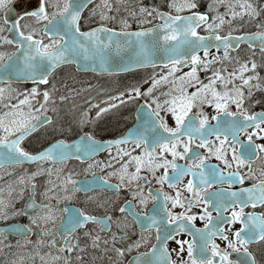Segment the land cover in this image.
Masks as SVG:
<instances>
[{
	"label": "snow or ice",
	"instance_id": "snow-or-ice-1",
	"mask_svg": "<svg viewBox=\"0 0 264 264\" xmlns=\"http://www.w3.org/2000/svg\"><path fill=\"white\" fill-rule=\"evenodd\" d=\"M14 3L15 0H0V46L12 45L16 49L10 53L0 52V68L13 67L17 79L47 85L49 76L57 67L76 63L79 54H83L85 60L98 61L104 68L107 50L114 46L119 54L123 38L133 49L131 59L138 67L157 66L153 57L162 42L166 62L160 66L167 68L168 72L159 78L153 76L147 92L132 86L119 95L110 96L103 102L104 107L93 105L97 108L96 118L120 104L136 101L142 96L152 97L158 86L167 84L170 87L164 94L167 98L163 103L153 98L151 104L140 105L143 111L138 110V128L122 139L101 143L86 133L72 144L59 140L36 153H30L22 145L32 133L53 123L47 116L50 92L41 93L33 87L11 95L16 90L11 89L10 83L8 88L0 87V105L8 109L0 114V170L26 163L50 165L38 167L32 173L25 172L6 182V187H0V224L4 225L0 227V254L5 248L13 247L11 242L6 243L11 236L18 237L17 248L32 245L27 253L13 254L7 264H36L37 259L39 264H124L126 254L144 245L143 231L153 228L156 243L150 250L133 256L127 264H258L249 246L264 242V212L246 213L245 209H264V143L258 142L264 141V110L253 113L245 105L253 102L257 92L264 93V76L257 71L264 68V63L258 64L252 57L241 61L231 52L236 51L241 43H247L253 56L257 48L264 56V6L254 0H211L207 12L201 13L196 11L200 7L199 0H169L170 11L165 12L157 6L144 5L142 0L131 8L128 6L130 0H100L90 14L99 17L100 26L82 31L83 11L95 0H41L37 10L23 13L16 12L12 7ZM221 7L225 9L223 13ZM121 9L127 15L118 21L120 31L106 26L107 22L116 20L111 14H119ZM185 12L186 15L182 14ZM29 17L43 22L40 38H35L37 33L34 30L27 33L23 30L20 21ZM154 19L161 23L146 30H130L132 23L144 25ZM237 19L254 23L257 31L243 35H233L232 31L221 34L226 24L231 26ZM200 28H204L207 35L200 34ZM5 31L11 38L4 35ZM148 36L153 37L151 47L143 39ZM136 47L138 51H135ZM213 49L216 53L223 49V55H211ZM183 67H189L190 71L177 77L175 73ZM201 71H210L211 75L202 80ZM4 82L0 78V83ZM52 89L55 91V85ZM51 102L55 104V100ZM255 103L264 107V101L260 99ZM205 105L213 108L215 114L211 117L206 114L203 111ZM231 105L236 111L230 110ZM161 111L171 115L174 127L161 116ZM129 141L134 148H141L143 154L118 152L112 157L117 162L129 157L119 169H115L111 161L89 162L96 152ZM169 155L171 159H168ZM72 159L87 163L83 171L91 173V180L87 175L83 180L76 179L79 173H65L64 168L56 167ZM212 159L219 163L210 164ZM177 161L184 163L181 165ZM130 166L135 171L130 172ZM95 168L114 170L99 176ZM161 169L162 173L157 175ZM142 171L148 174L142 175ZM39 176H46V182H37ZM113 176L118 177V183L110 182ZM188 176L191 179L181 187ZM153 179L161 186L167 184L175 189V195L164 193L161 187L155 195L149 189L146 196L145 187ZM0 180H3L2 176ZM246 180L252 181L250 187L229 190L233 184L243 185ZM133 182H136V188L132 191V200L119 207L110 198L97 199L89 195L96 190L119 193L121 189H130ZM216 183H226L229 189L209 192L208 189ZM25 191L28 199L17 208V200L23 198ZM80 193L86 197L87 207H76L72 203L79 199ZM185 193L191 194L190 198ZM161 196L166 202L162 218L159 208L147 209L149 200L155 203ZM167 202L171 208L183 211L173 213L168 210ZM93 205L95 209L103 210V214L89 210ZM194 206H203V215L199 217L205 222L203 228L195 227L197 216L190 214ZM109 212L120 215L115 217ZM228 212H231L230 216L226 215ZM21 216L27 218V224L7 223ZM129 217L143 231L139 240L118 247L130 239L125 231ZM162 223L174 227L162 231ZM236 223L242 225L239 230H226L227 225ZM113 225L116 232L112 231ZM34 229H38V233H34ZM185 232L192 237L190 241L177 239ZM33 234L38 235L35 244L31 241ZM217 239L224 242L223 248ZM170 240L176 242L177 249L169 251ZM44 248L48 251H42ZM234 253L237 254L235 257Z\"/></svg>",
	"mask_w": 264,
	"mask_h": 264
},
{
	"label": "flooded vegetation",
	"instance_id": "flooded-vegetation-1",
	"mask_svg": "<svg viewBox=\"0 0 264 264\" xmlns=\"http://www.w3.org/2000/svg\"><path fill=\"white\" fill-rule=\"evenodd\" d=\"M155 2H157V6L160 8V10L163 11H170V9L168 8L167 2L168 0H153ZM39 2V0H32V3H37ZM141 0H130L129 3V7L131 8L132 6H138L140 4ZM144 5H148V3L145 0H142ZM100 3V0H95V3H90L88 5V8H86L83 11V15H82V19H81V30L85 31V30H89L95 26H100V22H99V17H91L90 14L92 12L93 9H95L97 7V5ZM210 3V0H199V4L200 7L196 10L198 12H202L205 13L207 12V5ZM34 5V4H33ZM36 5V4H35ZM34 5V6H35ZM33 10H36V7L32 8ZM97 11H99L97 9ZM16 13H13V16H15ZM182 14H187L182 13ZM111 15H115L116 16V20L115 21H110L107 22L108 27H111L115 30L120 31V25L118 23L119 19L121 17H126V14L124 12L123 9H121L120 13H112ZM23 30L27 33L29 30H34L37 33L36 38H40V36L42 35L41 29L43 28V22H39L34 20L33 18L29 17L26 19H23L20 21ZM129 23H132L131 20H129ZM160 21L158 19H154L152 20L151 23H145L144 25H140L139 23H132V27L131 29H137V28H141V27H149V26H153L156 24H159ZM7 28V26H5ZM130 29V30H131ZM198 31L202 34H207V32L204 30V28H200L198 29ZM4 35L9 36V38H11L10 34L5 31ZM45 42H47V38L45 37ZM250 48L248 47H243L239 52L241 51H248ZM16 49L12 46V45H2L0 46V52L3 53H10V52H14ZM5 51V52H4ZM260 53V52H259ZM257 54V53H256ZM261 54V53H260ZM201 55H203V53H201ZM253 59L256 60L255 57H253ZM162 69L161 67H157V68H150V69H141V70H137V71H133V72H125V73H118V74H94V80H95V84L94 87L96 86V92L93 91L94 93V101L93 103L90 105L91 109L90 111H87L84 106H80L82 109H85L86 112H84L83 114H79L78 116L74 117L75 115L72 116H67L66 117H62V116H54V119H52L53 123L52 124H46L45 126H43L41 129H39L37 132H34L33 134H31L29 137L26 138V140L23 142V147L29 151L30 153H36L38 151L43 150L46 147H49L53 142H55L58 139H65L67 141L73 140L76 137L87 133L91 136H93L95 139L104 141V140H117L122 138L129 129L132 128V126L135 124L136 122V113L137 110L140 106L141 103L143 102H147L149 104L152 103V99L149 96H142L140 98H138L136 101H129L126 104H120L119 107L117 108H111L107 113H104L99 119L96 118V113H97V108L93 107V105L96 104H100L101 107H104V101H107L109 99L110 96H116L119 95L121 92L126 91L127 89H130L132 86H137L141 89L142 92H147V89L149 87H151L150 84L147 85H143L141 84L142 81L144 79H146V73H150L153 71H158ZM258 70V69H257ZM64 70H60L56 73V75L60 72H63ZM55 75V77H57ZM148 76V75H147ZM52 79L49 80V84H47L46 86H44L42 88L41 85H20V84H11V87H18V89L23 90V92L28 91L27 89L33 88V87H37L38 91L43 89L44 91H48L49 86L52 83ZM147 82V80H146ZM2 86H4V88L9 87V84H0ZM94 89V88H93ZM222 90V89H220ZM152 97L155 98V93H152ZM81 95H77L76 98H80ZM260 99L262 101H264V93H260L257 92L255 94V96L253 97V102L249 105L246 104L245 106L249 108L250 112L255 113L256 111H261L264 110V107H262L260 104H256L255 100ZM69 100H66L64 102V104H66L67 107V103ZM42 102V100H41ZM118 103V102H117ZM152 107H155V104L152 105ZM68 108V107H67ZM205 108H208L207 105L204 106L203 111L208 114L210 117L212 115L215 114V112L210 113L209 111H206ZM230 110L231 111H236L235 106L231 105L230 106ZM196 109H193V112H195ZM53 113L51 112V109L48 110L47 114ZM87 113V116H85L84 114ZM162 117L165 118V120L167 121V123L170 126L174 127V123L169 122L167 120V118L160 113ZM51 115V114H50ZM56 117V118H55ZM213 123H215V121H213ZM53 129V130H52ZM48 131L47 133V137L45 139H41V134L44 131ZM54 134H52V132H54ZM243 138V137H242ZM212 139L214 140L215 137H212ZM259 143H264V141H258ZM131 152L132 155H142V149L141 148H134V145L131 142L122 144V145H114L113 147L104 150L102 153H100L98 156H96L95 158L91 159L89 162L90 163H97V162H103V163H107L109 161L112 162L114 168L116 169L117 166H121L122 163L126 162L129 157L125 156L123 158L122 161L117 162L116 160H113L112 157L116 156L118 152L123 153V152ZM198 151L203 152V149H198ZM168 159H171V156H168ZM177 163L179 164H183L184 161H177ZM210 164H217L219 163L218 161H216L215 159L210 160L209 162ZM257 165H259V161L257 162ZM46 167V166H50L48 164H44V165H37L35 163H26L24 165H17L14 167H8V168H4L2 170H0V174L7 176L9 174H12V172L16 171L19 169V171H26V170H34L37 169L38 167ZM56 166H60L62 168H65V173L71 171L73 172V174L75 175L76 173H79V175H76L75 178L76 179H80L83 178L84 175L87 176H91V173H85L83 170L87 168V163H81L78 160L72 159L67 161V163L65 165H56ZM114 168H95L94 171L97 174H101L102 176L106 175L108 172H111L114 170ZM162 169L159 170L157 172V175H160L162 173ZM142 175H147V172H143L141 173ZM171 174V172L169 173V175ZM191 179L190 176L185 177L182 184L180 185L181 187L183 186V184H186L187 181ZM110 181L112 182H116L118 183V180L115 178V176L110 178ZM141 185L143 186V182H140ZM252 184V181L250 180H246L245 183L243 185L240 184H233L231 186V188L229 189V185L224 183H216L214 184L210 189H208L209 192H218L221 189H229L230 191H239V189L241 187H250ZM162 187V191L164 193H167L168 195L174 196L175 195V189H171L167 186V184L161 186L159 184L156 183V181L153 179L151 184L147 185L145 187V195L147 196L148 194V190L151 189L153 191V195L156 194L157 190H160ZM136 186H132L130 189H121V191L119 193H114L112 191H94L91 192L89 195L93 196L98 192H104L105 194H112V195H116V194H120L121 195V200L118 204L117 207H119L120 205H122L123 203H125L127 200H132V191L135 190ZM186 196H191V194L189 193H185ZM28 198V193H26V191L23 194V198H20L17 200L16 203V207L20 208L21 206H23V204L26 202ZM73 204L79 206L80 208H84L87 207L86 204V197L84 196L83 193L79 194V199L76 201L72 202ZM134 203H136L134 201ZM166 202L163 200V197L161 196V198L157 201H155V203H153V201L149 200V203L147 205V209L148 210H154L156 208L160 209V217L162 218L164 215V209H163V205ZM168 204V210L172 211L175 214H178L180 212L183 211V209L180 208H171V204L170 202H167ZM202 207H193L191 210L190 214H195L197 216V219L194 221L195 227L196 228H203L204 227V221L200 220L199 217L201 215H203V211H202ZM89 210L94 211L93 207H91ZM138 211H140L141 209H137ZM211 210V209H209ZM255 211L256 213H261L264 212V209L261 208H256V209H252V208H246L245 212H253ZM97 214H103L102 212H97ZM110 215H114L115 217H119V213L118 212H109ZM226 215L230 216L231 212L226 213ZM213 216H216V213L213 212ZM15 222H23L25 224L28 223V220L26 217H16L13 220H9L7 221V223L11 224V223H15ZM59 226V223H57V227ZM173 226V225H171ZM242 225L240 223H236L235 225H227L226 226V230L228 228H231L232 231H236L239 230V228ZM89 227H92L91 225ZM35 233V229L33 230ZM112 231L116 232L117 228L115 225H113L112 227ZM128 234V236H130L132 233L135 234L136 238L135 239H129V242L126 243H122V244H118V247H123L127 244H131L133 241L135 240H139L140 239V235L141 232L143 231L140 226L138 224L135 223V221H132V218L129 217L128 218V227L125 230ZM101 235H106V233H101ZM143 235L145 237V243L144 245L139 249V250H133L131 253L126 254V256L124 257V264H127L128 260H130L133 256H137L139 255L140 252H145L150 250L151 246L154 245L156 243L155 240V236H156V231L153 228L151 231H143ZM230 235V233H229ZM35 237V234H33L31 236V239ZM17 239L14 236H11V238H8L9 242H13L14 239ZM57 239H59L57 237ZM177 239L179 240H191L192 237L190 235H188L186 232L185 233H181L179 236H177ZM217 243L220 244L221 248H223L224 242L220 241L219 239H217L216 241ZM21 243L23 244L24 241L21 240ZM34 244V243H33ZM32 245H30L29 249H31ZM178 245L176 244V242L174 240H170L168 241V249L169 251H172L173 249H177ZM249 251H251L253 253L254 256H256L258 264H264V242H256L253 243L249 246ZM54 252V250H53ZM185 258L187 256V253H184ZM237 254H233V256L235 257ZM173 259H175V255H173Z\"/></svg>",
	"mask_w": 264,
	"mask_h": 264
},
{
	"label": "rangeland",
	"instance_id": "rangeland-1",
	"mask_svg": "<svg viewBox=\"0 0 264 264\" xmlns=\"http://www.w3.org/2000/svg\"><path fill=\"white\" fill-rule=\"evenodd\" d=\"M145 1L148 3V5H157V2H155L153 0H145ZM210 2H211V0H210ZM254 2H258L261 6H264V0H254ZM168 3H169V0L167 2V5H168ZM224 11H225V9L223 7H221L220 12L223 13ZM125 14H126V12H125ZM262 18H264V16H262ZM246 20H247V18H245V21ZM245 21H241V20L237 19V20L233 21L231 26L226 24L223 27V29L225 31L236 30V29H238V30L243 29V30L250 31V30H253L256 28V25L254 23H246ZM211 55H217V54H211ZM231 55L233 57H238L241 61L247 60L249 57H252V58L255 57L256 62L258 64L264 63V56H262L259 53V50H255L254 56H253V50L252 49H249L248 51H241V52L238 51V52L233 53ZM213 67L218 68L219 65H213ZM229 70H231V66H229ZM188 71H190L189 67L186 69H183V70H177L175 75L177 77H179ZM257 71H259L261 76H264V68H258ZM167 72H168V69L163 68V69H160L158 71L150 72L148 74L146 73V79H144L141 84H143V85L150 84L151 85V78L153 76H156V78H159L161 75H166ZM199 75H200V78L202 80H204L206 76L211 75V72L209 71L208 73H205V72L201 71L199 73ZM56 76L57 77H55L53 79L51 85L48 88V91L50 92V96H51V99L47 105L48 109L49 110L51 109V112H53L55 114V116H62V117H66V118H67V116H72V115H75L74 117H76L79 114H83L84 112H86V110L90 111V109H91L90 105L94 101L93 91L96 92V86L94 87L95 80L93 78L89 77L88 75H83V74L77 75L73 72L72 69H66L63 72L58 73ZM146 80H147V82H146ZM205 82H207V81H205ZM237 83H239V81H237ZM53 85H55V91H53V89H52ZM169 87H170L169 85L165 84V85L158 86L156 89L153 90V93H155V98L158 99V102L163 103V101L167 98L166 95H164V94L169 91ZM6 88H8V87H6ZM11 89L16 90L15 92L10 93L11 95H15L16 92H23V90L18 89V87H16V86L11 87ZM30 89H27V90L29 91ZM191 90L192 89H189V91H191ZM39 91L42 93L43 89L39 90ZM77 95H81V97L73 99V97L77 96ZM61 97H64L65 99L61 100ZM69 98H70V100L67 103V107H68L67 108L65 106L64 102ZM151 98H154V97H151ZM37 99H38V97H37ZM51 100H55V104H52ZM5 102L7 103L8 101L6 100ZM11 102L16 103L15 100H12ZM33 103L35 104V101ZM82 105L84 106V108L86 110L82 109L80 107ZM7 110L8 109L3 108V106L0 105V114H2L3 112H6ZM205 110L209 111L210 113L214 112V109L211 107L205 108ZM161 113L167 118V120L169 122L174 123L173 118L171 117L170 114H167L164 111H161ZM47 133H48V131H46V130L44 132H42L41 139H45L47 137ZM54 133H55V131L52 132V134H54ZM120 167L121 166L119 165V166H117L116 169H119ZM36 170L37 169L19 171V169H18L16 171L12 172V174H9L5 177H4V175L0 174V176L3 177V180H0V187H6L7 186L6 182L13 181L18 176L23 175L25 172L32 173ZM64 170H65V168H64ZM129 171L130 172L135 171L134 167L130 166ZM115 178L118 180V177H115ZM46 180H47L46 176L37 177V182H39L41 184L46 182ZM132 186H136V182H133L131 187ZM124 189H128V188H124ZM26 193H28V192L26 191ZM92 197L97 198V199H99L101 197L110 198V199L114 200L116 207L118 206V204L121 200L120 194L119 195L118 194L112 195V194H105L104 192H98L95 195H93ZM92 207H93V210L96 212H102L103 211V210L95 209L94 205ZM38 231L39 230H37V232ZM136 236L134 233H132L129 237H130V239H135ZM36 240L37 239H35V241L34 240H31V241L36 242ZM126 242H129V239L123 241L122 243L124 244ZM11 244H14V243H12V241H11ZM13 248H10V249L5 248V250L3 252L4 255L2 258H0V264H7V262L13 258V254H15L14 252H12ZM37 262H39L38 259H37Z\"/></svg>",
	"mask_w": 264,
	"mask_h": 264
},
{
	"label": "water",
	"instance_id": "water-1",
	"mask_svg": "<svg viewBox=\"0 0 264 264\" xmlns=\"http://www.w3.org/2000/svg\"><path fill=\"white\" fill-rule=\"evenodd\" d=\"M256 43H259V42L257 41ZM158 57H159V55H154V58H158ZM160 57L161 58L162 57L165 58V55H160ZM117 58H118L117 55H107V63L105 65V67L110 68L112 66V64L117 60ZM76 60H77V63L79 65V67L82 66V65L83 66H92V65H95V64H97L100 67L98 61L94 62L92 59L85 60L83 55H77L76 56ZM131 62L134 63V61L132 59H131ZM133 66H135V65L133 64ZM0 73H1L0 74L1 78H6L7 77L8 80H11V81H21V82L28 81V80H24L22 78L21 79H17L16 76L13 73L12 74L8 73V75H6V73H2V72H0Z\"/></svg>",
	"mask_w": 264,
	"mask_h": 264
}]
</instances>
